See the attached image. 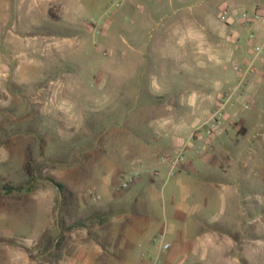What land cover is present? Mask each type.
<instances>
[{
    "label": "rangeland",
    "instance_id": "rangeland-1",
    "mask_svg": "<svg viewBox=\"0 0 264 264\" xmlns=\"http://www.w3.org/2000/svg\"><path fill=\"white\" fill-rule=\"evenodd\" d=\"M255 1L0 0V238L27 243L35 239L40 225L51 216L42 202L30 200L26 206L22 203L26 195L13 191H27L39 181L53 179L79 204L77 194L53 174L75 164L88 173L89 158L105 150L111 128L122 127L131 112L128 109L148 101L153 77L170 99L196 87L186 79L193 75L185 70L184 58L163 59L159 56L162 51H156L153 44L167 40L172 45H192L206 39V44L222 43L219 36L231 37L233 30L242 39L248 30L237 25L226 28L219 19L220 10L230 5L250 11ZM174 10L180 11L172 14ZM157 12L152 21L146 17ZM232 43L240 65L247 47ZM215 51H206L209 62L200 73L210 79L221 73L232 75L228 87H234L240 73L224 62L223 50ZM218 51L221 57L216 67L209 54L217 55ZM168 52L179 57L184 50ZM162 73L167 77L166 84L159 79ZM243 82L225 107L229 119H222L219 126L225 131L218 134L216 130L211 144L214 148L220 143L235 145L236 155H247L250 168L259 174L264 172V96L252 100L245 94ZM205 86L208 89L209 83ZM227 90L225 87L224 96ZM105 94L114 108L112 113L102 108L107 102ZM93 105H97V113L90 112ZM228 120L236 125L231 126ZM238 126L244 127V132H238ZM202 139L195 140V147L201 146ZM89 185L86 181L81 190ZM252 187V199L259 202V206L254 202L252 214L263 229L264 185L257 182ZM77 209L70 212L65 225L76 219ZM21 216L27 219L26 225H20ZM48 233L50 238L44 244L38 246L36 241L29 246L32 264H53L61 256L60 242H56L60 234L54 238L51 229ZM6 248L7 244L0 242V264L10 262Z\"/></svg>",
    "mask_w": 264,
    "mask_h": 264
},
{
    "label": "crops",
    "instance_id": "crops-1",
    "mask_svg": "<svg viewBox=\"0 0 264 264\" xmlns=\"http://www.w3.org/2000/svg\"><path fill=\"white\" fill-rule=\"evenodd\" d=\"M259 1L252 2V9ZM155 14L158 12L146 17L152 21ZM184 25L185 29L189 28L188 24ZM263 36L264 25L259 24L255 42ZM219 37L222 43L206 44L208 40L203 35L206 40L191 42L192 45L189 42L172 45L167 40L153 44L156 51H162L159 56L163 59L184 58L185 70L193 75L186 79L196 87L170 99L169 93L153 77V91L148 101L128 109L131 112L122 127L111 128L105 150L100 156L89 158L88 173L80 171V166L75 164L53 174L77 194L75 218L84 220V226L63 232L59 241L61 256L53 264H154L155 259L158 264H264V228L257 225L259 219L252 214L254 202L259 206L252 199V186L257 182L264 185V172L258 174L250 168L247 155L237 156L235 145L220 143L214 148L211 144L210 150L189 154L169 178L165 177V166L159 163L161 156L174 155L183 145L189 149L195 146L198 138L191 144V132L205 121L217 98L224 95L223 90L234 79L225 73L211 79L200 73L209 62L207 50H223L224 62L236 71L238 61L230 45L234 37ZM175 48L184 50L180 58L168 52ZM211 55L213 65L219 67V51ZM263 62L264 54L257 63V71L243 80L244 92L252 100L264 96ZM16 71L17 66L13 73ZM159 79L166 84L165 73ZM206 83H209L208 89ZM104 98L107 102L102 108L112 113L114 108L109 105L108 95ZM98 111L97 105L90 108L91 113ZM228 117L224 113L223 119ZM228 124L236 125L230 121ZM237 128L238 132H244V127ZM222 131L225 129H219L218 134ZM140 166L158 169L160 175L157 178L141 175L128 189H119L118 175ZM86 181L91 185L82 191ZM13 192L26 195L22 202L26 206L30 200L42 202L51 215L40 225L35 239L25 243L12 238L15 244L0 241L7 244L8 264H32L25 248L34 244L45 230L51 229L54 238L60 234L53 220L58 191L51 183L39 181L30 190ZM27 222L21 216L20 225ZM160 233L161 242L156 240ZM162 242L168 244L166 249L161 247Z\"/></svg>",
    "mask_w": 264,
    "mask_h": 264
},
{
    "label": "built area",
    "instance_id": "built-area-1",
    "mask_svg": "<svg viewBox=\"0 0 264 264\" xmlns=\"http://www.w3.org/2000/svg\"><path fill=\"white\" fill-rule=\"evenodd\" d=\"M219 19L226 28H230L232 25H237L242 29L246 28L248 30L247 36L242 39L238 32L234 30L231 31L235 45L243 43L247 47L246 57L243 58L240 65L239 63L235 65V70L240 73V80L234 87H228V94L226 96L221 95L217 98L214 107L209 111L205 121L201 125L194 127L191 132L189 137L190 143L192 144L196 138L202 139L203 137V145L198 147L194 146L192 149H189V146L187 145H183L174 155L161 156L159 158V163L165 166L164 173L166 178L171 177L176 172L177 168L186 159L188 154L193 153L198 155L205 150L211 149V137L214 132L219 129L224 117L226 105L238 91L244 78L257 71V63L261 60V57L264 54V36L261 40L255 42L257 39L258 25H264V0L255 5L250 11L244 9L237 10L230 5H224L220 10ZM262 65L264 68V62ZM242 106L243 108H246L247 104L243 103ZM141 175H146L150 178H157L160 175V171L158 169L140 166L131 170L126 176L122 175L118 177V188L121 190L128 189ZM162 239V233L158 234L156 240L161 242ZM161 247L166 249L168 244L162 242ZM154 264H158L156 259Z\"/></svg>",
    "mask_w": 264,
    "mask_h": 264
},
{
    "label": "trees",
    "instance_id": "trees-1",
    "mask_svg": "<svg viewBox=\"0 0 264 264\" xmlns=\"http://www.w3.org/2000/svg\"><path fill=\"white\" fill-rule=\"evenodd\" d=\"M49 13L52 17L54 15L51 14V10L49 9ZM49 182L57 189L59 194V200L56 206V214L54 215V222L55 225L60 229V236L57 238L56 242H59L60 239L63 236V232L66 230H69L72 227H79L84 226V220L83 219H75L74 221L70 222L69 225H65V220L69 218L70 212L77 208V198L69 192L64 186H62L59 182L50 179ZM71 209V210H68ZM60 213H63L62 215ZM61 215V216H60ZM60 216V217H59ZM50 235L48 233V230H45L40 237L37 240V245L40 246L44 244V241L49 240ZM0 241H5L9 244H15V241L12 239H5L0 238ZM25 250L28 253V256L30 260L32 259L29 253V248H25Z\"/></svg>",
    "mask_w": 264,
    "mask_h": 264
}]
</instances>
